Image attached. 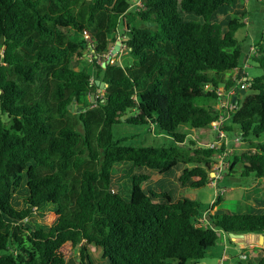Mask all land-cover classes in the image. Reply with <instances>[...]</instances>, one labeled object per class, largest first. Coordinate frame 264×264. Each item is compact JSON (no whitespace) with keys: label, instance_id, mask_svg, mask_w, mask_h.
Wrapping results in <instances>:
<instances>
[{"label":"trees","instance_id":"obj_1","mask_svg":"<svg viewBox=\"0 0 264 264\" xmlns=\"http://www.w3.org/2000/svg\"><path fill=\"white\" fill-rule=\"evenodd\" d=\"M238 2L0 0V264H95L92 246L104 264H186L205 259L223 235L231 244V233L264 235V206L212 213L220 195L203 209L140 187L150 179L143 168L180 174L185 188L210 184L224 150L207 147L222 115L212 106L219 88L235 89L227 131L237 128L243 144L226 157L225 174L264 179V75L248 78L243 99L239 78L228 75L247 57L236 37L246 17ZM120 29L128 59L103 67ZM256 48L264 70V38ZM86 51L91 70L74 69ZM125 125L149 130L129 136ZM181 127L198 131L200 145ZM121 165L129 198L112 186ZM242 251L241 264H264V248Z\"/></svg>","mask_w":264,"mask_h":264},{"label":"rangeland","instance_id":"obj_2","mask_svg":"<svg viewBox=\"0 0 264 264\" xmlns=\"http://www.w3.org/2000/svg\"><path fill=\"white\" fill-rule=\"evenodd\" d=\"M239 8L241 11L246 13L245 27L239 29L236 33V37L241 43L244 52L248 55L250 54V48L256 47V43L264 38V0H239ZM225 16H221L220 19H224ZM126 21L122 20V25L124 28ZM69 36L73 35V32L68 29H64ZM126 40V36L122 35V30L120 29V36H118L113 42L109 51L99 59V63L103 65L106 61L111 64H124L128 59L125 46L122 44ZM118 45L117 51L114 53L116 45ZM255 54V53H254ZM252 54V56L254 55ZM249 58L248 64L246 65V57L244 58L241 68L249 79L256 78L264 75V70L259 67L257 63L253 61V58ZM255 56V55H254ZM91 54L86 51L82 58L75 57L72 62V67L74 69H88L91 70ZM1 62V56H0ZM230 76V73H228ZM233 74V79H234ZM96 74H93V79ZM239 82V81H237ZM97 93L103 96V90H97ZM249 89L239 90V97L243 99L248 95ZM96 99V98H95ZM95 102V100H94ZM76 107V105H74ZM121 131L125 134L137 135L149 130L148 127H133V126H122ZM181 132H185L188 135H194L198 137V132L187 127H181ZM228 132V131H227ZM238 136V129L235 128L233 132H228V147L232 150L235 148H242L243 144L241 142H236L235 138ZM188 140L190 137H187ZM141 137L132 138L130 143H140ZM213 165V164H212ZM143 173L150 176V179L144 181L140 184L142 190L147 193L149 191L155 192L157 194L167 193L173 199H178L181 197H187L192 200H197L201 203L203 209H210L213 202L216 200L218 195L223 199L222 203L213 208L212 213L216 212L217 209H223L231 212H241V211H258L261 206H264V179L259 181H254L252 178L241 177L240 174H236L233 177L226 176V169L222 173V178L216 181V185H207L203 188H191L182 187L179 181L180 174H175L172 176H160L157 172L143 168L141 169ZM140 170H136V173H140ZM114 178L112 186L116 192H119L124 198L130 197L129 188L131 187V178L129 176L128 167L125 165L117 166L114 168ZM256 185V186H254ZM257 187V188H255ZM260 192V193H259ZM252 194V199L247 200V196ZM262 194V195H261ZM257 199H261L262 204L257 203ZM257 204V206H254ZM49 219V218H48ZM243 250V249H242ZM228 255L227 260H221L222 253ZM243 251L236 250L229 242H223L222 238L218 241L217 246L212 248L203 260L199 261H188L186 264H241L245 259L244 255H241ZM91 259L95 264H104L103 250L101 248H96L92 246L89 249ZM69 264H80V262L73 258Z\"/></svg>","mask_w":264,"mask_h":264},{"label":"built area","instance_id":"obj_3","mask_svg":"<svg viewBox=\"0 0 264 264\" xmlns=\"http://www.w3.org/2000/svg\"><path fill=\"white\" fill-rule=\"evenodd\" d=\"M141 5H142L141 1H137L135 3V6H141ZM256 49L257 48L254 46L250 48V54L248 55V57H246V65L248 64L249 58H251L252 54L256 52ZM232 73L235 75L234 79L239 78L238 85L240 87V90L243 91L247 89L248 77H246V74H244L243 69H236ZM217 95H218V102L213 108L218 111H221L222 115H220L218 117V120L212 125L213 139L207 144V147L214 150H221L224 147V150H221V152L217 153L216 157L214 158L215 162L212 163L213 177H211L210 185L213 184V186L216 185V181L222 178L223 171L229 166V164L226 163L225 159L228 155L232 153L233 149L231 150L228 147L227 127H229L230 124L229 122L231 118V113H233L237 108V104L233 101L234 97H236L237 100L235 89H231L230 91L225 92L224 88H219L217 91ZM187 137L192 138L197 142L198 145H200L199 132H198V137L188 134ZM235 141L240 142L241 138L236 137ZM207 225H208L207 215H204L203 218L199 220L198 226L202 227Z\"/></svg>","mask_w":264,"mask_h":264},{"label":"water","instance_id":"obj_4","mask_svg":"<svg viewBox=\"0 0 264 264\" xmlns=\"http://www.w3.org/2000/svg\"><path fill=\"white\" fill-rule=\"evenodd\" d=\"M119 44L120 43H118L116 45V47L113 51L114 53L117 51ZM106 64L107 63L105 62V63H103L102 66L105 67ZM97 85H100L99 81H97ZM94 100H95V93H93V96H92V101L94 102ZM233 101L234 102L236 101V97L233 98ZM71 109L74 112L76 107L72 106ZM76 111L79 113L82 111V108L79 107V108H77ZM210 177H213V173H211ZM229 236H230L232 242L241 246L242 248H247L249 246H259V247L264 248V235H262V234H234V233H231Z\"/></svg>","mask_w":264,"mask_h":264},{"label":"crops","instance_id":"obj_5","mask_svg":"<svg viewBox=\"0 0 264 264\" xmlns=\"http://www.w3.org/2000/svg\"><path fill=\"white\" fill-rule=\"evenodd\" d=\"M247 57H248V53H247ZM232 74L233 73H230V75L232 76ZM245 74V73H244ZM232 78H233V76H232ZM215 105H216V103L215 104H213L212 106L213 107H215ZM230 123V122H229ZM254 186H256V185H254ZM255 188H257V187H255ZM222 240H223V242H229L228 241V239H227V237L225 236V235H223L222 236ZM231 244V243H230ZM232 246H234V248L236 249V250H241L242 251V249H244V248H242L241 246H239V245H237V244H231ZM254 246H249L248 248L249 249H252ZM260 254V253H259ZM221 260H227L228 259V255L227 254H225L224 252L222 253V255H221Z\"/></svg>","mask_w":264,"mask_h":264}]
</instances>
